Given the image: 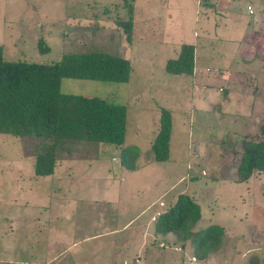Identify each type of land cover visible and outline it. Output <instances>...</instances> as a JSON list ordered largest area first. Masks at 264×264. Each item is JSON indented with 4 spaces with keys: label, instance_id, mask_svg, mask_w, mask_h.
Masks as SVG:
<instances>
[{
    "label": "rangeland",
    "instance_id": "rangeland-1",
    "mask_svg": "<svg viewBox=\"0 0 264 264\" xmlns=\"http://www.w3.org/2000/svg\"><path fill=\"white\" fill-rule=\"evenodd\" d=\"M129 17L127 42L119 23ZM261 36L264 0H0L5 59L102 51L131 66L127 82L60 79L64 93L125 106L122 144L66 142L53 173L36 176L43 141L0 134V264H264V173L235 174L240 139L264 117ZM181 43L194 45L191 76L164 71ZM160 107L171 115L165 161L150 151ZM129 145L134 169L119 164ZM181 192L200 219L185 239L155 233L157 213ZM211 224L220 245L197 259L193 241ZM105 237L113 247L102 263Z\"/></svg>",
    "mask_w": 264,
    "mask_h": 264
},
{
    "label": "trees",
    "instance_id": "trees-1",
    "mask_svg": "<svg viewBox=\"0 0 264 264\" xmlns=\"http://www.w3.org/2000/svg\"><path fill=\"white\" fill-rule=\"evenodd\" d=\"M203 5L213 7L210 2ZM119 25L126 41L130 42L131 18L122 20ZM253 34L263 35L259 32ZM263 37H260L261 43H264ZM42 43L39 39V50L47 49L41 48ZM2 54L0 45V134L43 141L41 150L34 154V175L48 176L53 173L56 149L66 142L122 144L125 106L101 97L64 93L60 90V79L127 82L131 66L126 58L102 51L70 52L62 54L57 61L45 64L9 60ZM193 69L194 45L190 43H181L177 55L164 63V71L168 74L191 76ZM170 132V112L160 107L157 130L150 144L154 160L167 159ZM137 155L136 146L122 147L118 155L119 164L126 169H134ZM255 172L264 173V117L254 123L251 134L244 135L239 141L236 180L247 181ZM199 219L198 204L191 195L181 192L165 211L157 214L153 229L158 234L172 232L185 239ZM221 234L222 228L217 224L200 231L192 244L193 256L203 259L210 251L216 250Z\"/></svg>",
    "mask_w": 264,
    "mask_h": 264
},
{
    "label": "crops",
    "instance_id": "crops-1",
    "mask_svg": "<svg viewBox=\"0 0 264 264\" xmlns=\"http://www.w3.org/2000/svg\"><path fill=\"white\" fill-rule=\"evenodd\" d=\"M188 194V193H187ZM188 195H190V194H188ZM192 196V195H191ZM193 197V196H192ZM194 198V197H193ZM158 214V213H157ZM197 223V222H196ZM195 223V224H196ZM114 228H116V226L114 227ZM122 228H124V227H122ZM116 229H118V228H116ZM95 237V236H94ZM107 241V242H106ZM104 242H106V244L104 243ZM103 243H104V245L100 248V252L102 253V250H104V249H107V253H104L106 256L105 257H99L98 258V260L97 261H100V262H102V263H104L105 262V259H108L109 258V256H110V252H111V250H112V245H113V242H112V239H110V238H106L105 237V239H103ZM72 245L74 244V243H71ZM111 249V250H110ZM93 250V249H92ZM100 259V260H99ZM204 259V258H203ZM135 260V264L137 263V262H139L137 259H134ZM95 263V261H90V264H94ZM105 264V263H104Z\"/></svg>",
    "mask_w": 264,
    "mask_h": 264
},
{
    "label": "built area",
    "instance_id": "built-area-1",
    "mask_svg": "<svg viewBox=\"0 0 264 264\" xmlns=\"http://www.w3.org/2000/svg\"><path fill=\"white\" fill-rule=\"evenodd\" d=\"M247 11L249 12V13H252V9L248 6L247 7Z\"/></svg>",
    "mask_w": 264,
    "mask_h": 264
}]
</instances>
